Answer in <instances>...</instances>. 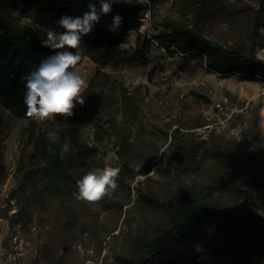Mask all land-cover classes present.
<instances>
[{
	"label": "rangeland",
	"instance_id": "1",
	"mask_svg": "<svg viewBox=\"0 0 264 264\" xmlns=\"http://www.w3.org/2000/svg\"><path fill=\"white\" fill-rule=\"evenodd\" d=\"M5 1L16 24L52 29L46 15L23 13L19 1ZM212 1L227 16L211 21L205 35L247 52L252 48L264 61V23L255 38L248 22L264 0ZM183 13L179 0L155 1L145 33L127 32L120 46L127 59L120 66L98 65L81 42L76 70L100 94L91 122L55 118L33 120L31 127L30 120L0 105V264H132L137 241L164 219L163 202H172L180 181L213 183L215 210L238 209L264 226V190L248 188L238 201L229 182L217 183L222 173L212 155L217 148L248 156L254 150L264 170V66L220 73L178 45L155 42L144 60L135 57L146 35L163 31L166 21H187ZM175 128L206 152L190 174L169 163ZM49 131L60 144H70L74 166L63 175L53 171L42 150ZM99 143V150L90 149ZM105 166L120 169L115 192L97 203L76 200V180ZM139 189L157 201L143 202Z\"/></svg>",
	"mask_w": 264,
	"mask_h": 264
},
{
	"label": "trees",
	"instance_id": "2",
	"mask_svg": "<svg viewBox=\"0 0 264 264\" xmlns=\"http://www.w3.org/2000/svg\"><path fill=\"white\" fill-rule=\"evenodd\" d=\"M17 1L23 13L34 11L46 15L51 28L57 32L62 31L56 24L61 15H82L88 10L89 3H95L97 8L100 6V0ZM148 1L154 3L161 0ZM179 1L187 21H166L163 31L146 35L142 47L135 51L137 59L144 60L151 43L155 42L166 48L178 45L182 50L204 58L207 67L220 73H250L264 66V61L255 57L252 48L247 52L242 45H225L205 35L211 21L218 16H227L215 9L217 5L212 0ZM112 3V12L101 16L93 31L83 38L90 49L89 57L100 66L115 67L125 63L126 54L120 46L127 32L138 28L139 15L143 10L142 2L138 0H112ZM117 13L123 17V23L113 33L108 28ZM248 22L252 36L258 37V29L264 23V1L250 14ZM46 36L47 30L27 23L16 24L8 3L0 0V105L14 116L30 120L31 127L34 121L26 116L27 108L23 103L26 92L23 78L53 54V50L41 46ZM83 96L85 103L76 106L73 116L65 118L57 115L56 118L91 122L97 113L100 94L87 87ZM178 132V128L171 132L173 141L169 163L176 172L190 174L199 168L201 155L206 152L205 149L200 152L199 145L183 140ZM101 145L99 143L90 149L99 150ZM50 148H55L56 154H51ZM42 150L56 174L63 175L65 170L74 166L70 153L61 159L59 150L49 140L42 139ZM212 155L222 173L217 183L222 178L229 182L238 201L247 195L248 188L264 190V170L256 164L254 150L248 156L230 148H217ZM121 156L127 161L126 155L121 153ZM215 190L213 183L180 181L172 202H163L164 219L155 224L151 235L137 241L132 264H264L263 224L251 222L246 213L238 209L223 207L215 210L210 201ZM138 194L145 203L154 204L157 201L150 191L139 189Z\"/></svg>",
	"mask_w": 264,
	"mask_h": 264
},
{
	"label": "clouds",
	"instance_id": "3",
	"mask_svg": "<svg viewBox=\"0 0 264 264\" xmlns=\"http://www.w3.org/2000/svg\"><path fill=\"white\" fill-rule=\"evenodd\" d=\"M112 0H100L88 4V10L82 15H61L56 24L62 31L47 30L46 39L41 41L42 47L53 50V54L42 60L39 66L23 79L26 81V92L23 103L26 105V116L38 122L55 119L57 115L71 117L77 105L83 106V92L87 88L86 80L76 70L82 59L81 42L88 36L101 16L113 10ZM123 23V17L116 14L108 30L117 32ZM227 30V25L223 26ZM47 136L52 144L60 146L59 156L63 159L70 151V144H60V138L54 131ZM56 154L55 148L49 149ZM120 169L117 167L94 168L76 180L78 191L73 195L76 200L85 203H97L110 197L118 187Z\"/></svg>",
	"mask_w": 264,
	"mask_h": 264
},
{
	"label": "built area",
	"instance_id": "4",
	"mask_svg": "<svg viewBox=\"0 0 264 264\" xmlns=\"http://www.w3.org/2000/svg\"><path fill=\"white\" fill-rule=\"evenodd\" d=\"M141 2L143 5V10L139 15V26L137 29L141 33H144L150 24L151 7L153 6V3L148 0H141Z\"/></svg>",
	"mask_w": 264,
	"mask_h": 264
}]
</instances>
